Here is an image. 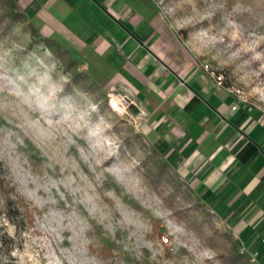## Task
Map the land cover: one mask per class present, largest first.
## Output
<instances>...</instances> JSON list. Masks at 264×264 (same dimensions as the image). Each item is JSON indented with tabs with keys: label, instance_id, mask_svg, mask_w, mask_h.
I'll return each mask as SVG.
<instances>
[{
	"label": "rangeland",
	"instance_id": "1",
	"mask_svg": "<svg viewBox=\"0 0 264 264\" xmlns=\"http://www.w3.org/2000/svg\"><path fill=\"white\" fill-rule=\"evenodd\" d=\"M17 4L23 21L0 8V161L12 189L0 190V264H18L11 253L26 244L40 264L51 254L62 264L69 255L75 264H220L234 232L206 207L191 221L178 219L140 173L143 151L156 147L158 120L142 98L150 87L128 65L134 47L153 48L146 39L155 24L161 65L180 68L183 78L197 67L214 83L207 64L242 91L246 101L234 98L235 105L264 114V0H54L49 21ZM229 21L240 26V39L207 44L232 32ZM63 49L82 83L69 81L57 54ZM153 66L143 65L146 80ZM49 70L57 96L41 109L33 89ZM97 126L104 131L90 135ZM104 136L112 146L94 149ZM53 213L63 216L59 226ZM4 218L15 225L14 238Z\"/></svg>",
	"mask_w": 264,
	"mask_h": 264
},
{
	"label": "crops",
	"instance_id": "2",
	"mask_svg": "<svg viewBox=\"0 0 264 264\" xmlns=\"http://www.w3.org/2000/svg\"><path fill=\"white\" fill-rule=\"evenodd\" d=\"M18 1L52 20L46 9L54 0ZM158 29L152 24L146 39L153 48L134 47V64L128 65L150 87V93L140 92L158 120L155 145L240 247L264 264V114L240 104L232 109L234 97L197 67L183 78L180 68L161 65L154 49L162 39ZM155 34L158 41H150ZM146 63L154 64L152 80L140 74Z\"/></svg>",
	"mask_w": 264,
	"mask_h": 264
},
{
	"label": "trees",
	"instance_id": "3",
	"mask_svg": "<svg viewBox=\"0 0 264 264\" xmlns=\"http://www.w3.org/2000/svg\"><path fill=\"white\" fill-rule=\"evenodd\" d=\"M0 8L2 15L10 20L23 21L26 18V12L20 10L17 0H0ZM57 54L66 63V69L71 72L69 81L80 83L83 76L73 69L75 58L67 49H63ZM143 154L144 158L140 159L138 168H140V173L143 175L146 185L154 193L156 192L162 196L178 219L190 220L193 210L205 209L202 199L158 148L150 147L148 150L143 151ZM2 168V162L0 161V190L10 193L12 189L6 185ZM227 238L230 241V249L226 254L220 256V264H250L251 257L247 253L241 252L238 240H233L228 236Z\"/></svg>",
	"mask_w": 264,
	"mask_h": 264
},
{
	"label": "clouds",
	"instance_id": "4",
	"mask_svg": "<svg viewBox=\"0 0 264 264\" xmlns=\"http://www.w3.org/2000/svg\"><path fill=\"white\" fill-rule=\"evenodd\" d=\"M228 26L232 28V32L228 33L226 30L222 32L220 36H211L207 38V44L209 45H215L216 43H223L224 36L227 35L230 38V41H236L240 39L241 36V31H240V26L235 22V21H229ZM202 36L207 37V33H202ZM264 39V38H262ZM231 46V44H229ZM242 48L248 47L247 45H242ZM248 50H251L249 48ZM240 50L238 49L237 52ZM46 55H51L50 52L45 53ZM237 53H234L233 55L235 56ZM257 58H259V54H257ZM52 81V76L49 71H45L43 75L38 77L37 84L35 88L33 89L34 94L37 96V106L41 109L45 108L47 105H49L53 99L57 96V90L54 85L51 84ZM45 86L49 87V90L47 94L42 91ZM62 91V90H61ZM38 123V122H36ZM50 123V121H49ZM104 130L101 129L99 126L96 127L94 131L90 133L92 136H98L100 135L101 132ZM113 144V141L107 137L104 136L102 139H97L95 143L92 145L94 149H99L103 150L106 146L111 147ZM67 183L68 185L74 183V180L71 176L67 178ZM55 186V185H54ZM87 195V194H85ZM88 200L90 201L91 198L88 197ZM54 217H59L57 220V225L59 226V222L63 220V216H60L58 213H53ZM3 226L6 228L7 234L9 237H15V225H12L6 218L3 219ZM69 228H71V223L68 225ZM52 232H54L57 236V239H60L59 232L55 228L51 229ZM75 236V232L73 233ZM11 255L13 257L18 258V264H40V260L38 259V253L33 252L30 249L29 245L24 246V250H20L19 248H16L12 251ZM204 257L207 259H211V255L207 252H205ZM48 259V264H62V261L55 256V254H51L49 257H46ZM68 259L69 264H75V261L71 255L66 257Z\"/></svg>",
	"mask_w": 264,
	"mask_h": 264
},
{
	"label": "built area",
	"instance_id": "5",
	"mask_svg": "<svg viewBox=\"0 0 264 264\" xmlns=\"http://www.w3.org/2000/svg\"><path fill=\"white\" fill-rule=\"evenodd\" d=\"M204 69L209 73L210 77L214 80V83L217 87L225 89L236 99L237 102H245L246 98L243 95L241 90L234 89L233 87L226 86V79L223 73L215 72L209 65H204ZM232 109H236V105L232 106ZM168 240V239H167ZM241 252H245V249L242 248ZM255 262V257L251 258Z\"/></svg>",
	"mask_w": 264,
	"mask_h": 264
}]
</instances>
